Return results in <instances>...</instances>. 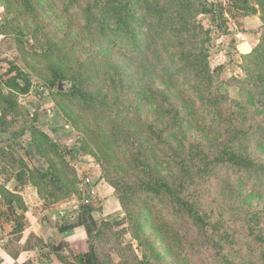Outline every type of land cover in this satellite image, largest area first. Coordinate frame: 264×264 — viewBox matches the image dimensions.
<instances>
[{"label":"rangeland","instance_id":"374dc122","mask_svg":"<svg viewBox=\"0 0 264 264\" xmlns=\"http://www.w3.org/2000/svg\"><path fill=\"white\" fill-rule=\"evenodd\" d=\"M118 2L0 0V180L5 181L0 186L15 177L20 184L15 189L23 191L29 199L35 198L38 211L47 207L46 210L56 218L65 216L67 220L76 218L78 212V217H83L90 228L94 264H103L102 261L130 264L133 253L139 258L143 250H149L157 264H212L219 255L226 254L229 243H218L219 225L214 224L221 197L216 194L218 189L212 176L204 169L196 170L198 163L190 165L186 192L192 193L199 205L211 212L206 216V222L199 226V236L195 237L198 241L195 257L199 260L184 248L181 239L182 243H175L171 238L168 216L165 217L167 224L160 222V229L158 225V228L154 227L153 218L146 213L152 210L147 198L135 197L133 205L140 202L142 206L135 210L138 215L129 220L121 207L119 192L111 183V180L120 181L128 168L122 158L121 145L126 144L122 143L121 134L132 136L137 130V122H143L146 131L149 120L157 113L144 89L147 78L153 77V73L136 69V57L124 58L123 49H104L99 43L102 38L87 31L85 14L89 7L102 17L105 12L100 13L101 9L116 10ZM122 2L120 0V4L127 6L124 10L132 4L134 9L141 10L142 6L148 5L147 2H154L165 10L162 20L168 22L165 26L168 36L161 41L160 47L169 51L166 57L179 52L187 54L191 60L198 56V46L209 36L204 48L210 70L214 72V84L221 83V92L237 98V86L225 82L232 77H245L243 68L247 61L244 56L251 53L264 36V0ZM185 3L192 4L191 12L178 16L176 9ZM209 4L213 11L201 12ZM212 13L218 16L214 25L210 21ZM154 15V11L148 10L146 21L141 23L147 37L159 29ZM175 58L171 70L173 77L180 80L186 72ZM217 66L221 67L218 72L214 71ZM250 67L252 75L263 78L264 64L259 68L253 64ZM120 71L124 81L119 83ZM60 79L62 88H59ZM134 83L140 88L136 94V90L129 87ZM246 83L248 86L252 84L249 79ZM161 89L166 87L162 85ZM251 90L249 96L253 99L259 91L254 86ZM185 97L194 98L191 92ZM257 106L251 112L252 117L264 124V102ZM179 123L180 120L177 125ZM183 124L184 127L178 128L173 137L177 142L182 135L184 150L192 139L209 140L217 133L208 128L192 130L187 123ZM261 155L264 156V152ZM262 180L261 194L249 195L248 204L255 208L252 217L262 219L259 231L264 237ZM247 188L248 193L254 189L250 183ZM226 216L225 213L223 217ZM245 232L246 226L241 225L239 234ZM174 246L180 250L176 256L172 253ZM258 247L250 256L242 254L246 257V264H264V246ZM245 248L241 252L246 251ZM71 257L70 262L77 264L73 254Z\"/></svg>","mask_w":264,"mask_h":264},{"label":"trees","instance_id":"16d2710c","mask_svg":"<svg viewBox=\"0 0 264 264\" xmlns=\"http://www.w3.org/2000/svg\"><path fill=\"white\" fill-rule=\"evenodd\" d=\"M123 1L122 3L126 4L135 2V0ZM118 4L119 6L113 11L109 8L106 11L101 9L100 13L105 12L102 17H99L89 7L85 14V25L89 28L87 31L102 38L99 43L104 49H123L124 58L136 57L134 59L136 69L147 71L148 74L153 73V77L147 78L148 82L143 88L148 91L150 103L155 106L154 110H157L154 118L149 120L146 131L143 122H137V130L132 136L121 134L122 143L126 144V146L121 145L122 158L128 168L120 181L111 180L119 192L121 207L127 218L132 220L138 215L135 210L142 206L140 202L133 205L135 197L141 195L147 198L152 210L146 213L153 218L154 227L158 228L160 222L167 224L165 217L168 216L171 224L169 225L171 227H168L171 231V238L175 239V243H179L181 239L183 243H180L184 248L193 254L195 260H199L195 257V254H198V249L195 248L198 241L196 242L195 237L199 236V226L206 222V216L211 212L205 210L204 206H200L201 204L199 205L192 193L186 192V177L190 165L198 163L196 170L204 169L209 176H212L214 186L218 189L216 194L221 197L219 202L221 205L217 206V219L214 224L219 225L218 243H229L226 254L219 255L213 263L246 264V257L242 254L250 256L254 248L259 246L258 249H261L264 246V237L259 231L262 219L259 216L256 220L252 217L255 208L248 204L249 195L254 192L261 194L259 186L264 179V156L261 155V152H264V124L255 120L251 114L260 102H264V74H261L263 78L254 76L255 74L252 75L253 69L250 67L253 64L259 68L261 64L262 66L264 64V36L251 53L244 56L247 61L243 68L245 77L240 79L232 77L225 82L228 85H236L238 88L237 98H231L221 92L219 87L221 83L218 86L214 84V72L210 70L207 52L204 48L209 41V36L198 46V56L191 60H188L187 54L179 52L175 53V56L166 57L165 54L169 51L160 47L163 43L161 41L168 36V31L165 30L168 22L164 23L162 20L165 10L154 2H147L148 5L142 6L141 10L137 7L134 9L133 4L124 10L127 6L120 4V0ZM98 6L95 8L98 9ZM191 8V3L180 4L176 13L178 16L183 12L190 13ZM148 10L155 12L153 19L158 20L156 22L159 23L157 24L159 29L149 37H147L146 29L144 30V25L141 24L143 20L146 21ZM210 11H213L211 4L201 10L204 13ZM137 13H139L138 16ZM217 19L218 16L212 13L210 21L213 25L217 23ZM169 23L171 25L170 21ZM174 57L180 61L183 65L182 70L186 72L182 76L183 79L173 77L171 62ZM220 69L221 67L217 66L214 71L218 72ZM147 72H144V75ZM120 73L122 72L118 74L119 83L124 81ZM248 79L252 83L250 86L246 83ZM60 81L62 80H58ZM162 85L166 87L165 90L161 89ZM253 86L259 93L252 99L249 95ZM129 87L131 90H136L135 94L140 92L138 83ZM190 92L194 98L188 99L185 95ZM255 100L258 103H253ZM179 120L180 123L177 125ZM183 123H187L186 126L192 130L208 128L217 133L209 140L206 138L192 139L187 144V149L184 150L181 145L182 135L177 142L173 137L178 128L184 127ZM217 145H219L218 148ZM53 146L56 145L53 144ZM258 148L260 151L257 150ZM163 169L165 172H162ZM124 178L127 179L123 180ZM249 183L254 187L250 193L247 188ZM0 196L2 199L0 203L6 205L7 208V210L0 208V216L6 215L9 219L12 218L15 230L22 228L23 212L26 209L22 197L8 191L4 186H0ZM225 213L227 216L223 217ZM226 220L230 222H225ZM240 223L246 226L247 231L242 235L239 234ZM160 227L162 226L160 225L159 229ZM221 246L223 248L222 244ZM245 246L246 251L241 252ZM92 248L89 242V255L73 254L77 259V264H94L91 258ZM178 252L180 253V250L174 246L172 253L177 254ZM39 257L46 263L49 261V255L44 252H40ZM152 259H154L153 262ZM131 260L130 264H157L156 258L151 256L149 250H143L139 258L133 253ZM63 261L67 263L65 259ZM101 263L110 264L103 261ZM111 264L116 263L111 262Z\"/></svg>","mask_w":264,"mask_h":264},{"label":"crops","instance_id":"0c3cea01","mask_svg":"<svg viewBox=\"0 0 264 264\" xmlns=\"http://www.w3.org/2000/svg\"><path fill=\"white\" fill-rule=\"evenodd\" d=\"M18 180L11 178L4 187L10 192L22 194L27 204L23 212V226L15 230L12 218L0 216V264H71L72 254L89 255L90 228L84 218L78 217V212L75 220H67L65 216L56 218L46 210L47 207L42 212L38 211L35 198L29 199L23 191L15 189L19 188ZM0 183H5L4 179ZM0 206L2 210L7 209L4 204L0 203ZM40 252L49 255L47 263L39 257Z\"/></svg>","mask_w":264,"mask_h":264},{"label":"water","instance_id":"95a60500","mask_svg":"<svg viewBox=\"0 0 264 264\" xmlns=\"http://www.w3.org/2000/svg\"><path fill=\"white\" fill-rule=\"evenodd\" d=\"M62 85H63V82L60 81V82H59V88H62Z\"/></svg>","mask_w":264,"mask_h":264}]
</instances>
